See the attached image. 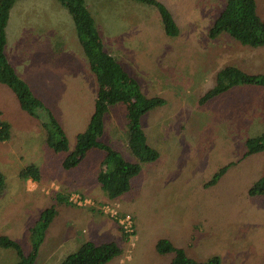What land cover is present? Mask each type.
I'll return each mask as SVG.
<instances>
[{"label": "rangeland", "instance_id": "1", "mask_svg": "<svg viewBox=\"0 0 264 264\" xmlns=\"http://www.w3.org/2000/svg\"><path fill=\"white\" fill-rule=\"evenodd\" d=\"M85 1L105 50L147 95L167 101L143 122L147 143L159 152V158L142 164L131 190L110 201L96 181L104 153L93 150L79 165L64 170L59 159L65 154L47 153L42 128L47 115L22 111L0 82V122L9 125L15 139L11 152L0 158L4 185L0 235L30 253V229L41 211L54 207L57 214L35 264H60L88 241L118 245L120 256L107 264H170L173 254L160 255L155 250L159 239H168L198 262L217 256L221 264H263L264 197L253 199L247 192L264 176V153L240 158L245 140L264 133V126L253 128L248 121L264 119V88L240 85L205 105H199V99L225 66L248 75L264 74V47L240 45L227 34L208 38V28L225 0H161L179 27L175 38L164 35L154 9L131 0ZM255 1L257 14L264 20V0ZM5 49L18 76L56 112V119L64 117L60 120L64 127V120L67 125L73 122L72 114H88L95 80L73 22L56 0H18L6 28ZM108 114L106 135L100 140L123 152L127 161L136 162L125 146L124 111L117 107ZM25 132L30 136L24 137ZM66 134L72 150L76 133ZM7 142L0 143V152L8 149ZM32 145L44 153L50 168L45 161V165L38 162L43 164L39 183L18 176L26 161L36 160ZM228 164L217 183L205 188L214 173ZM58 194L68 197V204H59ZM72 196L83 197L88 204L77 206L70 201ZM105 207L131 215L133 233L119 231ZM17 261L13 250L0 248V264Z\"/></svg>", "mask_w": 264, "mask_h": 264}, {"label": "trees", "instance_id": "2", "mask_svg": "<svg viewBox=\"0 0 264 264\" xmlns=\"http://www.w3.org/2000/svg\"><path fill=\"white\" fill-rule=\"evenodd\" d=\"M17 1L0 0V82L10 89L22 111L30 116L47 115L46 123L42 124L46 132L44 142L52 152L65 154L62 161L64 170L68 171L79 165L90 151L97 150L104 153L105 159L101 161L96 181L108 200L122 198L131 190L132 181L139 175L141 165L154 163L159 158V152L147 143L143 120L148 113L165 107L166 99L158 95H147L138 80L105 50L103 38L85 0H56L60 7L67 11L73 22L76 39L85 57L86 66L96 84L93 111L88 124L75 136V145L70 150L68 138L59 120L32 92L30 86L18 76L7 59L6 28ZM131 1L155 10L166 37L179 36L177 22L169 7L161 0ZM220 34H227L240 45L252 49L264 47V20L257 14L256 1L225 0L208 28L210 40L216 39ZM240 85L264 88V74L248 75L235 66H225L216 73L215 84L201 96L199 105H205L222 93ZM117 107L122 108L125 113V146L136 162L127 161L123 157V152L114 150L109 144L100 140L104 133L106 116L111 109ZM9 130L7 123L0 122V142L10 138ZM244 146L245 151L240 159L263 153L264 133L247 138ZM230 165L219 168L205 184V188L215 185ZM18 176L20 179L35 183L40 181V171L33 164L22 168ZM3 188V178L0 175V193ZM247 193L253 199L264 197V176L254 182ZM56 200L59 204H68V197L60 194L56 195ZM56 214L54 207L41 211L29 231L32 237L30 253H25L17 241L5 235H0V248L13 250L18 258L16 264H35L40 245ZM125 215L118 213V217ZM113 220L118 224L116 218ZM119 231L123 232L120 226ZM155 250L160 255L173 254L170 264H221V259L217 256H212L203 262L195 261L187 257L181 248L174 247L168 239H159ZM120 254L121 250L114 242L96 244L88 241L66 256L60 264H107Z\"/></svg>", "mask_w": 264, "mask_h": 264}, {"label": "crops", "instance_id": "3", "mask_svg": "<svg viewBox=\"0 0 264 264\" xmlns=\"http://www.w3.org/2000/svg\"><path fill=\"white\" fill-rule=\"evenodd\" d=\"M6 52V51H5ZM7 54H8V51H7ZM7 54H6V56H7ZM9 58V57H8ZM7 58V59H8ZM10 59V58H9ZM12 66H13V68L15 69V70H17L18 71V69H16L15 67H16V65L14 64V63H10ZM19 72V71H18ZM20 73V72H19ZM23 81H24V79H22ZM29 85V84H28ZM30 86V85H29ZM30 88H31V86H30ZM31 90H32V88H31ZM33 92V91H32ZM34 93V92H33ZM96 94V93H95ZM36 95V94H35ZM37 96V95H36ZM41 101H44V99L43 98H41V97H39V96H37ZM94 99L95 98H93V100H92V102H91V105H90V108L88 107V110H89V112H88V114H79V115H77V114H72V119H73V122L72 123H70V124H68L67 125V122H68V120H64L65 121V123H66V126L67 127H64L63 125H62V123H61V121L60 120H62V119H64V117L63 116H61L60 117V120H59V122L61 123V125H62V127H64L63 129H66V130H64L65 131V133H67V131H69L71 134H75L76 133V135L78 134V133H80V132H82L85 128H86V126H87V124H88V121H89V118H90V115H91V113H92V111H93V104H94ZM45 102V101H44ZM115 109V108H114ZM1 113V112H0ZM56 112H54V114H55ZM2 114V113H1ZM85 115H86V117H85ZM109 115V114H108ZM107 115V116H108ZM107 116H106V118H107ZM58 118H59V116H58ZM106 118H105V129H104V132H105V135H106ZM124 118H125V115H124ZM86 120V121H85ZM248 121H252L253 122V124H254V127L253 128H258V127H261V126H264V119H250V118H248ZM86 122V123H85ZM143 122H144V120H143ZM85 125V126H84ZM81 126H82V128L83 129H81ZM84 126V127H83ZM124 126H125V122H124ZM72 128H74V131H72ZM144 130V129H143ZM30 132V131H29ZM29 132L27 133V132H25V135H24V137H28V136H30V134H29ZM145 132V131H144ZM103 135H104V133H103ZM17 136H19V135H17ZM66 136H67V134H66ZM22 138V137H21ZM107 138V137H106ZM9 140V142H7ZM7 141H4V142H7L6 143V145H7V147H8V149L6 150V149H3L2 150V152H0V158L1 159H4V156L6 155V154H8L9 152H11V144H12V141H14L15 139H14V136H13V134H11L10 135V138L8 139ZM107 140V142H110V141H112V140H110L109 139V137L106 139ZM110 140V141H109ZM4 142H0V143H4ZM31 148L32 149H34V150H36V151H32L33 153H35V155H34V158H36V160L35 161H31V160H29V161H26L25 162V165H22V167L24 168V167H26V166H28V165H31V164H33V165H35L36 167H38L39 169H40V172H41V170L43 169V164L45 165V163H46V168H48L47 167V162L45 161V158H44V153L42 152V151H40V150H38L37 151V148H36V146H34V145H32L31 146ZM31 148H30V150H31ZM42 149H43V146H42ZM6 150V151H5ZM27 152V151H26ZM47 153H52V152H50V150H48L47 151ZM91 153V151L86 155V157L89 155ZM264 153V152H263ZM263 153H261V154H263ZM103 155V154H102ZM24 156V155H23ZM65 157V156H64ZM64 157H61L60 159H59V164H60V162H62V159L64 158ZM85 157V158H86ZM84 158V159H85ZM103 159V158H102ZM24 159H22V161H23ZM39 161H42V163L43 164H39L38 162ZM44 161H45V163H44ZM48 169H50V168H48ZM40 180H41V175H40ZM31 181V180H30ZM40 182V181H39ZM117 226V225H116ZM210 258V257H209Z\"/></svg>", "mask_w": 264, "mask_h": 264}, {"label": "built area", "instance_id": "4", "mask_svg": "<svg viewBox=\"0 0 264 264\" xmlns=\"http://www.w3.org/2000/svg\"><path fill=\"white\" fill-rule=\"evenodd\" d=\"M70 201L72 203H74L75 205L77 206H84V205H87L88 202H86V200L83 198V197H80V196H72V198L70 199ZM108 207H105L104 208V212H109V215L112 217V218H116L117 219V222H118V225L121 227V229L123 230V232L125 234H132L133 231H134V227H133V219L131 217V215L129 214H126L125 216L123 217H118V213L111 209L109 210H106Z\"/></svg>", "mask_w": 264, "mask_h": 264}]
</instances>
